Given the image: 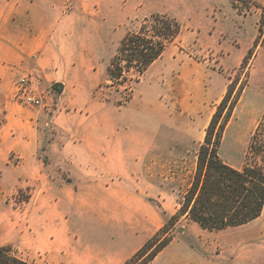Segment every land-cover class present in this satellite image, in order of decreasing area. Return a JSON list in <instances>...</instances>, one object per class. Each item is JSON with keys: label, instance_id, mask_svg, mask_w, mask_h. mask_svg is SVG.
Listing matches in <instances>:
<instances>
[{"label": "crops", "instance_id": "crops-1", "mask_svg": "<svg viewBox=\"0 0 264 264\" xmlns=\"http://www.w3.org/2000/svg\"><path fill=\"white\" fill-rule=\"evenodd\" d=\"M247 1L254 6L243 14L231 0H0V190L31 186L35 192L41 216L29 221V234L18 244L31 261L123 264L163 225L145 196L153 186L140 174L155 143L154 125L139 134L133 118L141 112L95 94L96 68L124 25L152 13L181 23L178 38L146 72L155 69L162 83L174 69L181 85L195 86L181 94L182 109L202 113L226 92L223 72L235 70L260 36L264 0ZM185 46L209 48L221 70L207 60L190 61L180 49ZM257 62H264V41L255 48L249 76ZM27 73L51 91L48 99L55 94L53 105L47 99V106L28 107L11 99L14 80ZM202 136L193 132L195 139ZM258 254L256 264H264V251ZM237 258L252 264L250 250L232 256L218 250L213 237L183 227L147 264H237Z\"/></svg>", "mask_w": 264, "mask_h": 264}, {"label": "rangeland", "instance_id": "rangeland-1", "mask_svg": "<svg viewBox=\"0 0 264 264\" xmlns=\"http://www.w3.org/2000/svg\"><path fill=\"white\" fill-rule=\"evenodd\" d=\"M262 17H264V5L261 9L259 24L263 20ZM140 19L142 18L129 20L122 28L123 35L128 30L135 29ZM258 30L260 31L259 26ZM119 40L114 42L111 49L107 51L106 57L96 68L99 73L98 84L102 86L98 89L99 85L96 86L95 94L101 100H104V98L119 99L131 89L132 99L122 107H126L124 108L125 111L132 109L135 113L141 112L140 115L137 114V116L139 115L138 118H133L135 122L141 125L140 130H138L139 134L144 135L146 130L143 127L147 129L148 125H154L156 131L155 143L149 149L145 158V165L140 174L142 180H149L153 186V191L145 196L150 197L155 202L157 219H160L164 224L167 218L174 214L177 209L180 193L194 167L196 150L203 140L205 128L216 107H207L202 113L185 112L180 105L179 98L181 94L189 93L195 86L185 82L184 85H181L179 79L175 76L174 69L171 76L162 79V83L167 81L165 86L160 83L157 78V71L152 68L141 76L140 82L129 84L130 88H127L126 85L107 87L106 66L115 53ZM263 41L264 38L260 39L259 36L254 44L257 47ZM192 47L180 48L184 54H188L190 61L207 60L209 66L221 70L218 65L217 54H213V51L206 47L200 48L199 51L192 49ZM171 48H173V45L170 46V50ZM255 48H252L253 55L249 59L250 68ZM263 68L264 62L254 64V70L249 76L248 85L236 105L231 117L232 123L226 128L219 149L222 160L235 167L242 164L249 135L264 112ZM223 74L227 77H234L237 74L240 81L244 78L245 71L237 73L235 70H231L230 72L224 71ZM143 97L147 98L146 103L149 107H147V104H142ZM51 98L54 100L55 94H52ZM188 99L190 100L189 96H187ZM48 100L49 102L52 101L50 98ZM185 107H187L186 104ZM199 121H201L200 124H198ZM195 131L202 132V138H193V132ZM39 216L41 215L36 209L35 192L31 186L21 189H8L6 192L0 190V244L12 245L17 249L20 256L30 260L28 252L18 244H22L29 234V221ZM183 227L190 229L192 227L200 234L213 237L218 245V250L222 252L229 251L232 256L233 251L236 253L238 250H250L252 264L258 262L255 256L259 255L260 251H264V209L256 220L238 228L218 231L201 229L192 221L182 218L175 224L172 234H177L178 229H183ZM240 261L241 259L237 258V264ZM32 262L33 264H40L36 258H33Z\"/></svg>", "mask_w": 264, "mask_h": 264}, {"label": "trees", "instance_id": "trees-1", "mask_svg": "<svg viewBox=\"0 0 264 264\" xmlns=\"http://www.w3.org/2000/svg\"><path fill=\"white\" fill-rule=\"evenodd\" d=\"M181 32V23L167 13H152L140 20L118 41L106 66L107 87L136 83L166 46ZM256 44H254V47ZM251 49L235 71H245L239 81L228 77L226 92L216 105L196 150L194 167L180 193L174 214L123 264H147L172 238L175 224L182 218L201 229L218 231L235 228L258 218L264 209V112L251 131L242 164L232 166L219 155L227 125L248 85ZM102 85H99L100 88ZM132 90L119 99L104 98L117 106L125 105ZM0 264H33L10 244H0Z\"/></svg>", "mask_w": 264, "mask_h": 264}, {"label": "built area", "instance_id": "built-area-1", "mask_svg": "<svg viewBox=\"0 0 264 264\" xmlns=\"http://www.w3.org/2000/svg\"><path fill=\"white\" fill-rule=\"evenodd\" d=\"M233 6L239 13H248L254 6L247 0H231ZM259 26L261 39L264 38V17ZM51 91L43 89L41 80L35 73H27L18 76L14 80V89L11 99L23 106L43 107L46 106V99ZM51 99V98H50ZM52 100V99H51ZM53 105V100L49 102Z\"/></svg>", "mask_w": 264, "mask_h": 264}, {"label": "water", "instance_id": "water-1", "mask_svg": "<svg viewBox=\"0 0 264 264\" xmlns=\"http://www.w3.org/2000/svg\"><path fill=\"white\" fill-rule=\"evenodd\" d=\"M53 88L56 90V91H59L57 88H61V85L59 83H56ZM182 231V228H179L178 229V232H181Z\"/></svg>", "mask_w": 264, "mask_h": 264}]
</instances>
